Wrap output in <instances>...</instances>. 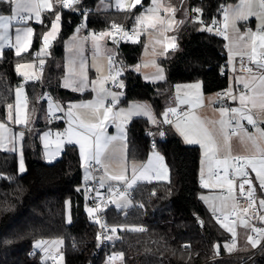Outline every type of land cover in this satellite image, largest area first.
<instances>
[{"label":"trees","instance_id":"1","mask_svg":"<svg viewBox=\"0 0 264 264\" xmlns=\"http://www.w3.org/2000/svg\"><path fill=\"white\" fill-rule=\"evenodd\" d=\"M95 1L79 0L68 9L60 7V30L51 43L43 73L54 97H73L70 90L59 84L62 65L58 63L61 64L65 41L75 30L83 10L89 9L84 29L102 30L113 23L131 25L140 9L137 6L128 10H95ZM228 1L187 0L189 15L178 27L176 50H168L159 59L165 68L164 80L145 81L140 73L127 68L121 75L125 87L120 101L148 100L159 114L178 82L200 80L206 93L226 87L227 74L219 75L221 68L226 69L227 61L224 33H215L209 26L221 20ZM194 8L201 9L198 13L202 23L193 19ZM8 10L6 3H0V12ZM55 11L44 12L43 21L33 24V42L28 52L17 56L8 48L0 55V120L5 116L6 106L14 101L15 86L23 81L14 64L32 58L31 52L49 28ZM140 51V42L128 41L117 46L119 58L128 67L137 62ZM24 84L29 113L38 118L21 141L23 173L19 172L18 153L0 149V264H100L111 252L122 254L123 264H264V241L247 252L229 251L225 247L232 240L231 233L213 218L199 197L203 190L199 147L184 143L168 127L164 128L163 136L156 138L155 148L164 156L169 179L138 181L132 188L130 206L107 207L105 218L117 231L98 249L95 223L85 210L78 148L67 143L56 160H43L39 133L48 127L61 128L63 120L41 118L46 101L41 87L32 80ZM157 128L141 116L126 124L128 161L146 158L151 149L146 132ZM256 188L259 194L260 188ZM66 200L70 202L72 216L69 222L65 219ZM44 239L62 240L61 262L52 263L34 249L33 243Z\"/></svg>","mask_w":264,"mask_h":264},{"label":"rangeland","instance_id":"2","mask_svg":"<svg viewBox=\"0 0 264 264\" xmlns=\"http://www.w3.org/2000/svg\"><path fill=\"white\" fill-rule=\"evenodd\" d=\"M130 0H121V3L123 4V7H125V10H128V6L130 4ZM161 1L159 0L160 4ZM184 2V5L181 9L183 15L188 14V7H187V0H179ZM245 0L240 1V5L243 7ZM233 2H228L227 6H232ZM117 5V0H96L94 4L95 10H107L111 9ZM155 7L153 2H149L148 4H145L141 9H139L135 15L134 20L131 24L132 28L135 30L134 36L129 38L130 42L141 43V51L139 54V59L136 63L133 65H130L129 67L126 65H120L116 69V77L120 83V85H123V80L121 78L122 73L127 68H131L135 72H139L141 77L146 81L151 82H158L164 80L166 74H165V68L160 63V58L165 55V51L169 48V45H176V37L169 34L172 33V31L175 28L176 23V17L171 12H166L163 9V6L159 9L158 12H148L147 9ZM175 9H177L176 5L173 6ZM56 14H59V12H55L52 22L49 26V28L42 33L41 39L38 43V46L34 49L38 52L39 58L36 60L35 58L27 57L25 59L18 60L14 64V69L17 74H19L22 79L25 81H31L35 76H41L42 72L44 71H38L37 70V63H41L43 61V65L47 62V59L50 55V46L52 41L56 38L58 31L55 35V38H50L49 43L47 47H44L43 42V36L52 30V24L55 22V16ZM143 14L147 17H152V21L146 20L143 24H137L136 23V17L141 16ZM224 14V13H223ZM184 15V16H185ZM158 19L163 20V24L156 23V27L152 28L148 25L152 22H155ZM60 22V21H59ZM31 27L32 24L30 25ZM25 27V25H24ZM199 29H204L202 26H199ZM59 30V29H58ZM34 33V32H33ZM105 33H109L106 35H102ZM79 29H75L70 36L65 41L64 44V56L63 59L58 63L59 66L62 67L63 72H66L63 74L60 78V81L62 85L65 86V84H68L67 88L74 90V95L79 93V98H72L71 100H66L67 97H56L57 103H54V100L52 99H46V110L41 112L42 116L44 117V114L47 112H50L51 114H62L64 118V128L61 131H57L58 134L61 136H64L67 141L70 143H74L78 146L79 149V155L81 158V167L83 170V181H87L91 174L88 171V177H86V163L92 160H89L85 162L83 157L80 153V145L76 142L78 137L73 136L71 139L67 135V131L70 126V120H71V127L73 129L74 133H84L88 134L86 132V129L81 127V122L84 124L89 123H96V119L93 115L94 109L90 106H84V105H90L94 104L97 100L103 99V104L105 107L112 109V114H110L109 119L104 122V133L106 137H113V136H120L121 130L126 136V124L133 118L137 116L145 117L148 119V121L151 124H155L152 122L151 119H149L146 115H136L133 114L130 119H125V117L128 115L129 109H133L134 105H141V106H147L146 110H150L151 115L155 118V121L157 119H160L164 123L165 119V113L168 109L175 108L177 106L185 105L187 108L190 109L193 105V103H199L201 100V97L206 94V92L202 89V83L200 80H192V81H186V82H178L173 87V92L169 95L167 99L164 101L163 109L159 114H157L151 104L148 100H129L126 103H122L120 101V98L122 97V91L119 90H113L110 89L107 86L108 82L113 81V76L110 73L111 66L113 65V57L116 55V43L113 39V36L110 34L108 29H102V30H95V29H89L88 33L83 36H81ZM30 48V45H29ZM27 48V50H29ZM21 55V54H20ZM70 64L71 70H65L63 68V64ZM19 65V68L17 67ZM162 70V71H161ZM27 73L28 77H32L29 79L24 74ZM119 73V75H117ZM86 76L85 84L81 85V80ZM159 76H163V79H159ZM23 80V81H24ZM199 84L200 87L196 88L194 85ZM82 87L83 90H76L77 88ZM121 88V86H120ZM21 89V92L19 94V97L17 96V90ZM103 89V91H101ZM109 93H115L116 94V101L113 103V97L109 95ZM24 92H23V84L20 82L18 85L15 86L14 89V104L16 106V118H17V109L22 106L24 107V103L22 102ZM70 105H76L77 107H72L71 112L72 116L69 117V106ZM59 106L60 110H57V107ZM222 105L218 104L213 107L218 108ZM212 106L206 107L203 109L201 114H197L195 120H199L203 123L204 127H206L210 133V135L215 138L216 140H219V148L216 150L211 148V143L208 141H204L205 143H208V148L202 147L200 143H192L199 147L200 150V161H199V177H200V183L203 188V190L200 192L199 197L200 199L205 202H212L213 197H217L221 200L220 190L226 189V187H220L217 184V178L214 176V173L218 169H223L222 166L217 165L218 160H223L226 157L229 159V163L231 164V158L229 154V144H230V151L233 149L234 152L241 153L240 155L247 156V157H257L259 158L261 155V149H264V141L258 140V137L260 135L259 130L263 129L261 127H258V124L251 125L248 122L247 127L243 120L238 114H233L231 112V109H229V115L232 118V123L230 124L228 121V114H225V121L226 125L224 126L223 131L221 130V125L219 121H217V115H215L214 111L212 110ZM51 109V110H50ZM227 109V106H226ZM123 110V112L121 111ZM102 111V110H101ZM133 111H139V109H133ZM6 114L3 119L0 120V123H3L5 125L4 128H0V149L8 150L12 149V151H16L18 153V164L20 168V161H21V137L19 134H15L13 131V128L11 125L7 124V120L11 122L13 119L8 118V114L13 113L12 105L11 108H9V105L6 106L5 110ZM115 114V115H113ZM174 113L167 112V119L171 120L172 123H164L168 126V131H174L177 133L182 141L184 143H189L187 140H185L184 136L181 135V132L177 129L176 124L177 122L181 123L182 126H184L185 123H182L181 120L176 121L173 119ZM19 118L21 120L26 119L28 120L26 115V108L24 109V114H20ZM9 121V122H10ZM247 121V120H246ZM16 123V122H15ZM27 123V122H26ZM24 123V125H26ZM195 123L194 120L192 122L190 121L189 124ZM18 124V123H16ZM117 125H120V128L118 129ZM76 128V130L73 128ZM252 127V128H251ZM79 129V131L77 130ZM258 132V133H257ZM227 133L229 140L228 143L225 144L224 142V134ZM230 135L233 137V143L231 148V138ZM249 136L256 139V143H254L253 139H249ZM195 139H199L200 137H194ZM236 145V146H235ZM225 149H228L227 154L224 153ZM239 149V150H238ZM157 154L161 157H163V160H158V163L156 162V165L153 163H150L148 166L149 168L154 167L156 168V172L154 176H150V180H168L169 179V169L165 162L164 156L162 152L157 149L153 148L150 149L147 153L149 154ZM147 157V156H146ZM101 163L107 164V168L109 172L115 173V175H119L121 173H124L127 176V171L129 170L130 175H132V169L133 167L136 168L135 164L141 161H128L126 159V143H125V137L124 139H117L115 141H112L105 152L101 156ZM146 159V158H145ZM24 165V163H23ZM101 166V165H100ZM250 167V166H249ZM25 168V167H24ZM147 168V170H149ZM250 170L260 187V181L259 178L256 176V173L252 171L251 167ZM20 172V171H19ZM162 176L163 178H156L157 175ZM104 176H101V181L103 182H112L113 184H120L123 183L109 180L107 171H104ZM129 178V176H127ZM149 180V181H150ZM138 181V180H137ZM204 184H208V187H205ZM260 194H262V190L260 188ZM264 193V192H263ZM229 194H226L224 197H227ZM230 202L232 201V198H229ZM85 201V210L87 211L88 207L86 204V198H84ZM116 203H113L115 207H117V203L120 204V207L117 208H126L131 205L130 198L127 196L126 198H118L115 199ZM69 201H65V219L67 222L71 221V211H70V205L68 203ZM208 207V206H207ZM88 213V211H87ZM89 214V213H88ZM93 215V214H92ZM91 215V216H92ZM223 225L227 224L229 227H233L232 224L227 222L226 220L221 221ZM234 229V227H233ZM237 232L238 234L234 237L236 240L233 239L230 241V243L227 244V248H232L234 251L238 252H247L250 251L256 247H253L252 244L249 242V227L247 224V227L241 224L239 221L237 223ZM235 231V229H234ZM231 233V232H230ZM232 235V233H231ZM233 238V235H232ZM60 240L61 239H56ZM39 241H49L50 239H44V240H37L33 243V247L36 250H39L41 253L45 250L46 246L48 244H42L39 248L35 247L36 243ZM234 243V247H233ZM50 244V243H49ZM62 248V243L57 246H52L51 249L55 251H59ZM44 258L47 257V254H42ZM61 262V259H58V263ZM100 264H123L122 263V257L119 256L116 259H110L108 255L105 256L104 259L100 261Z\"/></svg>","mask_w":264,"mask_h":264},{"label":"snow or ice","instance_id":"3","mask_svg":"<svg viewBox=\"0 0 264 264\" xmlns=\"http://www.w3.org/2000/svg\"><path fill=\"white\" fill-rule=\"evenodd\" d=\"M78 3L79 0H60V3L62 5V7H70L72 6L73 3ZM153 4L155 5V7L149 8L147 9L148 12H158L159 9L162 7V5L160 4L159 0H152ZM0 3H6L9 7V11H10V15H3L0 14V29H3L4 32L3 34H0V39H7V30L11 24L12 21L14 20H19V21H23L26 22V17H25V13L28 14V18H31L32 13H35L36 18L40 17V8L41 7H45V8H52V5L50 3H48V0H42V3L37 2V0H0ZM117 5L120 7H123V4L121 3V0H117ZM143 6L142 0H134V2L130 5L131 8H136L137 6ZM259 9L260 11L258 13H253L250 10V4H249V11L247 13H244L243 11H241L237 16L236 19L237 20H241V19H247L248 16L251 15H256L258 18L264 19V0H259ZM166 12H171L173 15L175 14V9L174 8H165L164 9ZM201 9H192V12H200ZM228 17L227 14L225 15V20L227 21ZM146 20L148 21H152L153 18L152 17H147L144 16L143 14H141V16L136 17V23L139 24H143ZM60 21V15L56 14L55 16V22H53L52 24V30L51 32L45 34L43 36V42H44V47L48 46L49 43V39L50 38H55V35L58 31V23ZM156 23H160L163 24V20L162 19H158L155 22L150 23L148 26L155 28L156 27ZM183 23V21L181 22ZM202 23V21H201ZM113 29L117 30V31H123V28L121 25L115 24L113 23L111 26ZM225 27H227V24H225ZM209 31L211 29H208ZM16 45H17V52L16 55L19 56L21 54L22 51H26L27 48L26 47H21V45L24 43V40L22 39V37L27 38L28 39V43H31V37L33 36V29L30 27L27 28H16ZM109 33H105L102 35H106ZM237 41L242 43L243 45V49L242 51L236 53L237 55H240L241 59H243L244 56H247L249 58V60L256 64L259 68V70H261V75L259 77H255L253 76V80H252V84L250 85L248 82H244L243 83V87L245 89L244 92H241L239 94V103L241 105V107L239 108H232L231 112L233 114H239V116L242 119H246L247 122L251 125H256L257 124V120L254 119L253 113L255 112L256 114L260 115V116H264V23H262L259 26L258 31L256 32H252L250 29L246 32V33H239V30H237ZM169 47H175L174 44L169 45ZM39 55V54H37ZM19 68V65L17 66ZM43 67V61H41V68ZM162 71V70H161ZM248 71L251 73L252 69L249 68ZM26 77H28V74L25 73L24 74ZM117 75H119V73H117ZM29 79H31L32 77H28ZM159 79H163V76H159ZM36 79H39V77H36ZM86 76H84V78L81 80V85L85 84V80H86ZM113 79H115L113 77ZM258 81V83H257ZM238 82H240L238 80ZM69 86L68 84H65V87ZM121 87H123V85H120ZM194 87L199 88L200 85L196 84L194 85ZM76 90H80L82 91L83 88H77ZM251 91V95L247 94V91ZM101 91H103V89H101ZM21 92V89L17 90V96L19 97V94ZM109 95H111L113 97V103H115L116 101V94L115 93H109ZM225 95H227L229 98H231L232 100H236L237 96L233 95L232 92L229 90L228 92L225 93ZM249 104L251 105V107L249 108ZM84 106H90L93 107L94 109V117L96 119V123H89V124H84L83 122H81V127L86 129V132L88 134H84V133H74L73 129L71 127V120H70V126L69 129L67 131V135L68 137L71 139V137L76 136L78 137V139L76 140L77 143H79L80 145V153L81 156L83 157V159L85 160V162L89 161V160H94L96 162V164H100L101 162V156L102 154L105 152V150L107 149L108 145L112 142L115 141L117 139H124L125 134L123 133V131L121 130V134L120 136H113V137H106L105 133H104V122L107 121L109 119L110 114H112V109L105 107L103 104V99H99L97 100L94 104H90V105H84ZM57 110L59 109V106H56ZM72 107H77L76 105H70L69 106V117L72 116V112H71V108ZM9 108H11V105H9ZM133 109H139V111H133ZM133 109H129L128 111V115L125 117V119H130L131 116L133 114L136 115H146L149 117V119L152 120L153 123H155V118L151 115L150 110H146L147 106H141V105H134ZM51 110V109H50ZM102 110V111H101ZM123 112V110H121ZM228 109H222L221 110V115H225L228 113ZM167 112H171V113H175L176 109L175 108H171L168 109ZM167 112L164 114L165 115V119H164V123H168L171 124L172 121L167 119ZM115 115V114H113ZM8 118L12 119L11 113L8 114ZM193 120H195V118H193ZM16 123H26V119L21 120L19 118V110L17 109V118L15 120ZM220 125H221V130L223 131L224 126L226 125V121H224L223 119L219 121ZM5 125L3 123H0V128H4ZM118 129L120 128V125H117ZM177 129L181 132V135L184 136L185 140H187L189 143H200L202 147H205L206 149L208 148V143H205L204 141H208L209 143H215L212 140V136L210 135L208 129L206 127H204L203 123L200 122L199 120H195V123L193 124H185L184 126L181 125V123L177 122L176 124ZM60 135V134H58ZM24 133H20V137L21 139H23ZM47 136L48 134H45V146L47 147ZM194 137H200L199 139H195ZM249 139H253L254 143H256V139H254L253 137L249 136ZM229 137L227 135V133L224 134V142L225 144L228 143ZM258 140L264 141V129L260 130V135L258 137ZM214 150V149H213ZM229 152H230V148H229ZM57 155L59 153H56ZM53 156H49V159H52ZM156 158L158 160H163V157L159 156L157 154ZM232 161L235 162L236 166L234 168L235 174L239 177H242V182L239 184V193L241 196L245 195L246 189H245V185H249L251 186L252 181L250 179H248V172L246 171V168L248 166L251 167L252 171H254L256 173V176L259 178L260 181V188L262 190V192H264V149H261V155L259 158L253 156V157H238V156H233L231 157ZM240 161H243V163H240ZM149 163H151V161H149ZM217 165L218 166H222L223 167V175L217 177V184L220 187H226L227 188V192H228V196L227 197H221L222 201H227L229 198L234 199V197H232V193L234 191V182L232 179L229 178V168L233 167L232 164L229 163V159L226 157L223 160H218L217 161ZM19 171L21 173H23L25 171L24 165H23V158L21 156V161H20V168ZM156 178H163L162 176H160L159 174L157 175ZM109 180H113V181H117V182H124V189L120 190L119 188L116 189H112L110 188L109 191L110 193H112L113 196L118 197V198H126L127 194H128V189L132 188V186L137 182V180H149L151 179V177L145 175L143 172H141L139 175H137L136 173V169L135 167H133L132 169V176L131 179L129 180V178L124 174L121 173L119 175H110L108 176ZM101 187H104V182L103 180L100 183ZM205 187H208V184H204ZM77 191H79V189H77ZM99 192H97V196H99ZM247 198H248V205L245 208L240 209V212L244 213L245 215L249 212L250 209L254 208V201H253V189L250 187L247 190ZM113 203H116L115 200L112 201ZM70 205V202H68ZM117 207H120V204L117 203L116 205ZM226 206V205H225ZM259 206L260 208L264 209V199H260L259 200ZM233 213H236V205L233 204ZM4 210H7V208H5ZM89 215H92L93 213H96L97 211H99L98 208H88L87 209ZM255 215V213H253ZM225 220L228 219V216L224 217ZM259 219L264 221V215L259 216ZM99 223V221H96ZM241 224H243L244 226L247 227V221L244 219H241ZM102 228H107L106 224H101ZM224 227H226L228 229L229 232L232 233L233 237H235L236 233L233 229V227H229L227 224L224 225ZM138 231H143V229H136ZM111 231L113 233H115L117 231V228L113 227L111 228ZM254 232L257 233H262L264 234V229H258V228H254L253 229ZM107 239H112L113 237L108 236L106 237ZM249 242L252 244L253 247H256L260 241L257 239H253L252 236L248 237ZM51 244L52 246H57L59 244L62 243V241L60 240H53V241H39L36 243L35 247L39 248L42 244ZM234 243H233V247H234ZM187 247V246H186ZM227 247V245L225 246ZM229 251L232 250V248L228 249ZM45 252L48 253L49 249L45 248ZM122 257V254H120ZM57 257H59V259H63L62 255H60L58 252L55 255H52V259L56 260ZM118 258L117 256H113L110 259H116Z\"/></svg>","mask_w":264,"mask_h":264},{"label":"crops","instance_id":"4","mask_svg":"<svg viewBox=\"0 0 264 264\" xmlns=\"http://www.w3.org/2000/svg\"><path fill=\"white\" fill-rule=\"evenodd\" d=\"M240 1L241 0H230V1H228V2H233L234 4L232 6H227L228 2L225 4V6H224V8L222 10V14H221V20L219 21L220 27L224 31V34H223L224 36L223 37L225 39V52H226V57H227V61H226L227 86H226V88H227L228 91L230 90L233 95L237 96V99L236 100H232L231 98L228 97V99H225V100L221 101V100L218 99V97L216 95V92L206 93L204 96L201 97V100L199 101V103H193V105H191L192 107H190V109L187 108L185 105L177 106L176 109L179 108V107H186L188 109V112L184 115L183 118H179V117L177 118V117H175L173 115V117H174L173 119H175L176 121L181 120L182 123L189 124L190 121L192 122L193 118H196V115L198 113L201 114L203 109H205L206 107H209V106L213 107V106L218 105V104H220L222 106L218 107V108H215V107L212 108V110L214 111L215 115H217L216 116L217 117L216 120L220 121V120L223 119L225 121L226 115L222 116L221 115V110L222 109H226V106H227L228 110L232 109V108L241 107V105L239 103V94H240L239 90L241 88H244L243 87V83L244 82H248L251 85L252 84V80H253V76L259 77L261 75V70H259L258 66L256 64L252 63L247 56H244L243 59H241L240 55L236 54V53L244 50L242 43L237 41V30H239V33H241V34L246 33L249 29L252 32H256V31H258L259 26L262 23H264V19L258 18L256 15H251V16H248L247 19H241V20H237L236 16L241 11H243L244 13H247L249 11V4H250V10L253 13H258L260 11V9H259V0H245L244 4H243V7L239 4ZM37 2L42 3V0H37ZM129 2H130V4L128 6V9H131L130 5L134 2V0H130ZM149 2H152V0H148V2H146V3L142 2L143 6L145 4H148ZM48 3H50L52 5V8L49 9V8L41 7L40 8V17L39 18H36L35 13H32L31 18H28V14L25 13L24 15L26 17V22L19 23L16 20L11 22V24H10L8 30H7V33H6L7 39H0V55L2 54V52L5 49H8L7 44H10V48L9 49H11L13 51V53L16 55V52H17V45H16V35H17V33H16V28H27V27H30V28L33 29V32H34L33 24H40L43 21L44 12L56 10L57 12L60 13V7H61L60 0H48ZM161 5L163 6V9L164 8H174L173 7L174 5H176V7L178 6L177 9L174 8L176 10L175 14H174L175 17H176L175 28L172 31V33H169V34H171V35L176 37L177 36L178 27H179V25L181 24V22L183 20L187 19L188 15H189V11H188L187 15H185V14H184L185 16L183 15L181 9H182V7L184 5V2L179 1V0H163V1H161ZM142 7L139 6L140 9ZM112 9H115V10L121 9V10H123V9H125V7H120L118 5H115L114 7H112ZM0 14L10 15L11 13L8 10L7 12H4V11L0 12ZM226 14H227V17H228L227 21L225 20V15ZM31 24H32L33 27L30 26ZM225 24H227V27H225ZM24 25H25V27H24ZM58 29L60 30V22L58 23ZM75 29H79L80 33H83L85 35L89 31V30H85L84 28H75ZM59 30H58V33H59ZM3 32H4V30L0 29V34H3ZM83 34H81V36H83ZM33 36H34V33H33ZM33 36L31 37V43L30 44L28 43V39L27 38L22 37V39L24 40V43L21 45V47L29 48V45H30V48H31L32 42H33ZM30 48H29V50H30ZM29 50L22 51L21 54L26 53ZM168 50H170V47L165 51V53ZM50 54H51V52H50ZM47 57H50V55L47 56ZM38 58H39V56H38ZM243 61L249 63V65L253 69H256L257 71H254V72L251 71V73L249 71H241L240 70V62H243ZM63 68L65 70H71V66L68 63L67 64H63ZM43 73L44 72H42V74H41L42 77H43ZM65 73L66 72H63V70H62L61 74L59 75V78H61V76L63 74H65ZM238 80L240 82H238ZM24 81H22L23 92H24V95H23V98H22V102L24 103V107L20 106L18 108V110H19V115H20V114H24V109L26 108V115H27V118H28L27 123H26V125H24V123L16 124L15 122H11L10 120H9L10 122L8 120L6 121L8 125L12 126L14 133L15 134L17 133L19 135H20V133H24V135H25V132L27 130L32 129L34 124H35V121L38 118V115H36L34 113L33 114L29 113V104H28V100H27V93L25 91ZM149 82H151V81H149ZM257 83H258V81H257ZM59 84H60L61 87L70 90L74 94L75 91L65 87L64 85H62L61 81L59 82ZM247 94L251 95L252 93L249 90V92ZM122 96H123V92H122ZM42 97L43 98H47L44 95ZM77 97L79 98V93H77L73 97H72V95L67 97L66 100H71L72 98H77ZM48 99L54 100L55 104L57 103V99L53 95H52L51 98H48ZM8 105H12V110H13L12 119L14 121L16 119V106L14 104V101H13V103L8 104ZM250 107H251V105L249 104V108ZM43 109H44L43 111L46 110V101L43 104ZM43 111L41 110L40 112H43ZM5 114H6V112H5ZM227 114H228V121L231 124L232 123L231 122L232 118L229 115V111H228ZM250 114H253L254 119L257 120L258 127H261V128L264 129V116H260V115L256 114L255 112L250 113ZM238 116H239V114H238ZM41 118L47 119V120H51V121L52 120H63V125H62L61 128L48 127V128L42 130L39 133V141H40V144H41V147H42V158L46 162H52V161L56 160L61 155V153H62V151H63V149H64V147H65V145L67 143L68 144H74V143H70L69 141H67V139L64 136L58 135V133H57V131H61L64 128V122L65 121H64V118H63L62 114H60V113L59 114H51L50 112H48V113L46 112L44 114V117L41 114ZM153 125L157 126L158 128L160 126L164 127V128L168 127L160 119H157L156 123L153 124ZM73 128H74V126H73ZM164 128H163V132L162 133H157L156 134V138H158L159 136H163ZM74 129L76 130V128H74ZM77 130L79 131V129H77ZM259 133H260V130H259ZM45 134H48V136H47V147L45 146ZM230 138H231V148H232V145H234L232 135H230ZM212 140L215 143L214 144L211 143L212 144L211 148L216 150L217 148H219L218 146H219L220 141L216 140L213 137H212ZM125 143H126V136H125ZM186 144H192V143H186ZM74 145H76V144H74ZM77 148H78V146H77ZM229 148H230V144H229ZM8 150L12 151V149H8ZM78 151H79V149H78ZM227 152H228V149L227 150L225 149L224 153L227 154ZM56 153H59V154L57 155ZM229 154H230V158H231L234 155L241 154V153L234 152L233 149H232L229 152ZM50 155L53 156L52 159H49ZM126 159H127V157H126ZM149 161H151V163L154 162V164L156 165V162L158 163V159L156 158V154H153V153L151 154L150 153L149 155H147L146 159H144L143 161L138 162V163L135 164V166L137 165L136 168H135L137 175H139L141 172H143L145 175H147L149 177L155 175L156 168H154V167L149 168V166H148L150 164ZM231 161H232V159H231ZM99 165H101V167H102L101 176H104L103 175L104 171H107L108 175H115V173L108 171L107 164L100 162ZM147 168H149V170H147ZM248 168L250 170L249 166H248ZM250 173H251V177L253 179L254 184L256 186H258V184H257V182H256L251 170H250ZM88 174L89 173H88V169H87L86 170V177H88ZM127 176H129V179H131L132 175H130L129 170L127 171ZM149 180L141 179V180H138V181H149ZM106 183H112V182L108 181ZM227 194H228V192H227ZM224 196H222V197H224ZM258 198H259V200L260 199H264V193L263 192H262V194L259 193L258 194ZM205 204L208 206L209 210L213 214L215 212H227L230 209V207L233 205V199H232L231 202H230V200H227L225 202V201H222V200L218 199L217 197L216 198L213 197L212 198V202L211 201L205 202ZM227 222H229V221H227ZM229 223L233 225V227L235 229V233L237 235L238 234V232H237V230H238L237 229V224L235 225V224H233L231 222H229ZM248 227H249V224H248Z\"/></svg>","mask_w":264,"mask_h":264},{"label":"built area","instance_id":"5","mask_svg":"<svg viewBox=\"0 0 264 264\" xmlns=\"http://www.w3.org/2000/svg\"><path fill=\"white\" fill-rule=\"evenodd\" d=\"M62 7V5H61ZM71 7V6H70ZM70 7H62L64 9H68ZM196 9V8H194ZM117 10H121V9H117ZM89 9L86 8L83 10V14L80 17L78 23L76 24V28H84L86 27V23H85V18L88 15ZM193 19L197 22H201V18L198 12H193ZM19 23H24L23 21H19L16 20ZM121 25L123 28V31H117L115 29H113L112 27H109L108 30L110 32V34L113 36V39L116 43V46H118L120 43L123 42H128L129 38L134 36L135 34V30L134 28H132L131 25H125V24H118ZM215 33H218L220 35H222L224 33V31L222 30V28L220 27V23L219 22H215L213 24H211L209 26ZM7 47L10 48V44H7ZM176 45L175 47H170V50L174 51L176 50ZM116 51V55L113 57V65L111 66L110 69V73L111 75L115 78L113 79L112 82H108L107 86L110 89H114V90H118L120 89V83L116 77V69L118 67H120V65H123V61L121 60V58H119L118 53H117V47L115 49ZM37 51L33 50L31 52V57L35 58L36 60L38 59V55H37ZM251 68L252 71H257L256 69H253L249 63L247 62H240V70L241 71H248V69ZM37 70L38 71H43L44 70V65L41 68V63H37ZM227 74V70L225 68H221L219 70V75L220 76H225ZM36 77H39V79H36ZM32 82L39 84V86L41 87V91H42V95L46 96L47 98H51L52 94L48 89L47 83L44 81L42 76H35L32 79ZM245 89L241 88L239 90V92H244ZM216 95L218 97L219 100H225L228 99V96L225 95L226 92H228L227 88H221L215 91ZM249 91H247L248 93ZM188 112V109L186 107H179L176 109V112L174 113L175 117H179V118H183L184 115ZM244 124L248 127V123L246 120L243 121ZM163 128L164 127H159L157 129H149L147 130L146 134L150 137V143H149V147L151 149L155 148L156 145V134L157 133H162L163 132ZM234 156H238V157H243L240 154H236ZM240 163H243V161H240ZM231 164L233 165V167L229 168V178L233 180L234 182V191L232 193V196L234 197L233 199V204H235L236 207V213H233V207L231 206L230 209L227 212H215L213 214V218L216 221H223L225 220L224 217L228 216L227 221L233 223V224H237L239 221H241V219H244L247 221V223L249 224V236H252L253 239H257L260 241V243L258 245H260L263 241H264V234L262 233H257L254 232L253 229L254 228H258V229H264V221L259 219V216L264 215V209L260 208L259 206V198H258V192H257V188L256 185L253 182V179L251 177V173L249 168H246V171L248 172V179H250L252 181L251 186L249 185H245V195L241 196L239 193V184L242 182V177H239L235 174L234 168L236 166L234 161H231ZM86 168L88 169V171L91 174V177L87 180L84 181L82 184V191H83V195L86 198V204L88 208H98L99 211H97L96 213H93L92 215V219L95 223V228H94V235L96 237V240L98 242V249H101L102 247L105 246V244L107 243V238L108 236L113 237L114 233L111 231V228H113L106 220L105 218V214H104V210L107 207H110L113 205V200L118 199V197H115L112 195V193H110L109 189H116L119 188L120 190H123L125 185L124 182L120 183V184H113V183H104V187L100 186L101 183V173H102V167L99 164H96V162L94 160L89 161L86 163ZM219 176L223 175V169H218L215 171L214 176L217 178ZM130 180V179H129ZM201 185V183H200ZM253 189V201L254 203V208L250 209L249 212L245 215L244 213L240 212V209L247 207L249 201L247 198V190L249 188ZM133 188V186H132ZM132 188L128 189V194L127 196L130 198L131 194H132ZM97 192H99V196H97ZM220 194L222 196L227 194V190L226 189H222L220 190ZM255 213V215L253 214ZM96 221H99L96 222ZM101 224H106L107 228H102ZM56 239H50V241H53ZM233 240L235 241L236 239L233 238ZM52 245L48 244L46 246V248L49 249V252L46 253L45 250L43 251V253L41 254H47V259L50 260V262L55 263L58 261L59 257H57L56 260L52 259V255H55L57 252L60 255H63L62 252V248L59 251H55L51 249ZM39 251V250H38ZM113 256H117L119 257L120 254L117 252H111L108 257L111 258Z\"/></svg>","mask_w":264,"mask_h":264},{"label":"water","instance_id":"6","mask_svg":"<svg viewBox=\"0 0 264 264\" xmlns=\"http://www.w3.org/2000/svg\"><path fill=\"white\" fill-rule=\"evenodd\" d=\"M124 87H125V86L123 85V87H121V88H120V89H121V91H123V90H124Z\"/></svg>","mask_w":264,"mask_h":264}]
</instances>
